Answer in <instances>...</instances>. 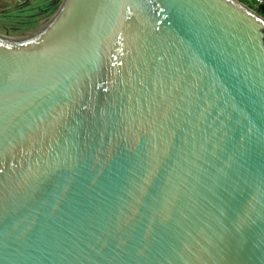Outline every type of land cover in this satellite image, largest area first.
Wrapping results in <instances>:
<instances>
[{
	"label": "water",
	"instance_id": "95a60500",
	"mask_svg": "<svg viewBox=\"0 0 264 264\" xmlns=\"http://www.w3.org/2000/svg\"><path fill=\"white\" fill-rule=\"evenodd\" d=\"M0 38V264H264V20L235 0H66Z\"/></svg>",
	"mask_w": 264,
	"mask_h": 264
},
{
	"label": "rangeland",
	"instance_id": "374dc122",
	"mask_svg": "<svg viewBox=\"0 0 264 264\" xmlns=\"http://www.w3.org/2000/svg\"><path fill=\"white\" fill-rule=\"evenodd\" d=\"M66 0H0V36L24 38L50 23ZM264 20L256 8L235 0Z\"/></svg>",
	"mask_w": 264,
	"mask_h": 264
},
{
	"label": "built area",
	"instance_id": "2783aa9c",
	"mask_svg": "<svg viewBox=\"0 0 264 264\" xmlns=\"http://www.w3.org/2000/svg\"><path fill=\"white\" fill-rule=\"evenodd\" d=\"M244 3L250 4L252 7L256 8V10L264 15V0H241Z\"/></svg>",
	"mask_w": 264,
	"mask_h": 264
},
{
	"label": "bare ground",
	"instance_id": "6f19581e",
	"mask_svg": "<svg viewBox=\"0 0 264 264\" xmlns=\"http://www.w3.org/2000/svg\"><path fill=\"white\" fill-rule=\"evenodd\" d=\"M41 31H39L38 33H36L35 35H33V36H36V35H38L39 33H40ZM1 39H5V38H2V37H0ZM25 38V37H24Z\"/></svg>",
	"mask_w": 264,
	"mask_h": 264
}]
</instances>
